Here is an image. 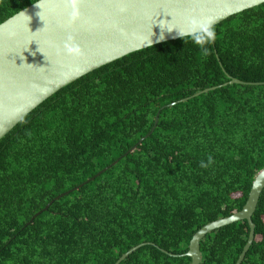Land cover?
<instances>
[{"label": "trees", "instance_id": "16d2710c", "mask_svg": "<svg viewBox=\"0 0 264 264\" xmlns=\"http://www.w3.org/2000/svg\"><path fill=\"white\" fill-rule=\"evenodd\" d=\"M37 1L0 0V24ZM212 29L83 75L0 139V264H115L141 243L120 264H191L194 234L243 208L264 169V3ZM253 222L241 264H264V190ZM249 235L208 233L200 264H236Z\"/></svg>", "mask_w": 264, "mask_h": 264}, {"label": "water", "instance_id": "95a60500", "mask_svg": "<svg viewBox=\"0 0 264 264\" xmlns=\"http://www.w3.org/2000/svg\"><path fill=\"white\" fill-rule=\"evenodd\" d=\"M262 3L264 0H78L73 5L72 0H38L0 24V139L43 101L83 75L132 52L181 38L179 32L182 37L201 33L200 23L210 22L212 28ZM230 83L242 81L233 78ZM163 108L152 130L130 151L152 134ZM263 190L264 169L257 173L240 211L211 221L194 234L185 254L192 258L191 264L201 263V241L208 233L247 220L250 235L236 264L242 263L255 239L253 214ZM145 244L132 247L115 264Z\"/></svg>", "mask_w": 264, "mask_h": 264}, {"label": "clouds", "instance_id": "9594fccd", "mask_svg": "<svg viewBox=\"0 0 264 264\" xmlns=\"http://www.w3.org/2000/svg\"><path fill=\"white\" fill-rule=\"evenodd\" d=\"M73 5H75L76 3H78V0H72ZM195 23V21H193ZM199 27L202 29V33H203V37L202 36H197V41L202 43L203 42V38H207L208 41H211L215 38V33L214 30L211 28V23H200ZM178 37H182L183 33L179 32L177 33Z\"/></svg>", "mask_w": 264, "mask_h": 264}]
</instances>
